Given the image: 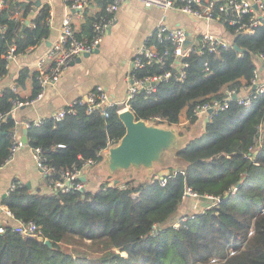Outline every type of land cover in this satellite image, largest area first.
I'll list each match as a JSON object with an SVG mask.
<instances>
[{
  "label": "trees",
  "instance_id": "trees-1",
  "mask_svg": "<svg viewBox=\"0 0 264 264\" xmlns=\"http://www.w3.org/2000/svg\"><path fill=\"white\" fill-rule=\"evenodd\" d=\"M21 10L19 19L14 15ZM104 14L87 18L85 38L93 37L94 22ZM260 18L254 34L238 30L252 23L250 14L236 25L222 22L233 47L186 57L183 79L173 73L151 94L142 91L131 100L136 118L172 126L181 122L185 110L195 123L199 119L195 106L224 98L226 88L239 96L242 88L255 92L254 73L264 53V14ZM1 26L0 79L9 73L4 55L11 45L21 54L49 38L50 6L37 5L36 0H4ZM234 44L245 51L239 52ZM164 70L156 65L133 72L143 76ZM36 74L24 66L14 80L16 89L33 76L32 97L37 96L42 87ZM14 99L25 100L12 85L3 86L0 166L13 146L17 122L10 111ZM78 100L75 111L61 120L54 115L40 124L31 120L27 146L41 149L48 168L46 188L38 191L13 178L15 187L5 197L0 195V210L6 206L17 220L36 222L42 238L21 235L11 218L0 216L4 227L0 264H264V93L250 106L231 99L227 108L214 110L209 120L204 119L200 134L178 152L184 173L171 176L164 186L157 177L141 182L132 177L122 183L105 179L84 191L53 193L49 185L62 171L79 168L88 159L100 163L102 151L118 144L126 132L119 104L89 112V104ZM187 187L218 197V203L173 221Z\"/></svg>",
  "mask_w": 264,
  "mask_h": 264
},
{
  "label": "built area",
  "instance_id": "built-area-1",
  "mask_svg": "<svg viewBox=\"0 0 264 264\" xmlns=\"http://www.w3.org/2000/svg\"><path fill=\"white\" fill-rule=\"evenodd\" d=\"M73 8L83 9L89 0H68ZM106 1L105 14L94 22L93 29L94 35L91 39L80 38L73 25L71 17L65 16L62 22V29L58 39L52 44L48 51L39 58L36 65V77L40 83L42 90L35 97L20 100L14 99L10 115H14L15 111L26 104L34 103L41 99L44 95L45 87L55 84L61 78L63 72L78 57L86 53H93L102 41L105 33L113 25L115 14L119 7L126 0H103ZM140 1L145 7H157L163 10H176L181 13L192 16L198 20L207 22H228L231 25H236L241 22L244 15H252V23L250 25H240L238 30L243 28L246 34H254L255 26L262 23L261 16L264 14L263 3L264 0H137ZM4 0L0 1V7L3 6ZM2 28V26L0 27ZM188 38L192 39L191 44L186 46ZM233 47L231 41L225 37L213 33L204 32L201 37L197 36L192 38L188 35L185 28L181 26H172L160 23L151 39H147L141 44L136 52L133 60L131 74L129 75V84L127 89V96L124 101L115 102L110 98L108 92L102 87L97 86L93 91L88 94V100L84 102L89 104V112L96 109H105L108 106L119 104L120 110L130 108L131 100L140 92L145 91L146 96L156 90L157 84L162 81L169 80L173 73L180 74L177 78L183 79L186 71L184 67L188 66V61L184 59L191 54H203L206 51L210 53H218L222 48ZM240 52V51H239ZM16 46L11 45L9 51L4 55L7 60V66L11 60L16 57ZM173 57L172 61H168L169 57ZM259 58L264 61V53ZM159 66L163 69L161 73L146 74L140 76L135 74L133 70L143 69L149 66ZM207 66V63H205ZM208 69V67H207ZM209 71V69H208ZM253 84L256 85L254 91L249 92L246 96H238L234 89L226 88L224 90V98H214L211 101L197 104L194 112L198 117H206L207 120L211 118V113L214 110L225 109L229 106L231 99H237L238 103L245 106H250L254 98L264 93V82L258 83L259 69L257 68L254 73ZM253 85V86H254ZM250 88V87H249ZM16 90V87H13ZM1 94V92H0ZM237 95V98L234 96ZM79 100L70 102L66 107L54 113L57 120L63 119L66 114L74 112L75 107ZM212 110V111H210ZM4 118V114L0 113V121ZM187 117V121H188ZM42 119L34 120L35 124H40ZM31 120L24 122L25 128H29ZM13 146L11 148V155L6 161L8 163L15 154L24 146H27V141L24 140L19 128L16 126L13 130ZM111 146V145H110ZM107 147L104 150H109ZM33 152L34 161L39 168L40 172L45 175L48 168L44 165L41 157L40 147L31 148ZM5 163V164H6ZM95 160H85L81 167L73 168L72 170H64L61 176L52 181L49 185V190L53 193H66L71 191H84L88 188L86 182V175L89 169L95 165ZM4 165V164H3ZM0 166V170L3 167ZM184 173L183 169H173L169 173L162 176H156L160 180L162 186L166 185L167 179L176 175L178 172ZM85 177V179H83ZM15 184L12 183L8 189H13ZM7 191V193H8ZM138 193H135V196ZM193 198L195 201L194 206L200 205L199 200L213 201V205L218 203L219 198L211 195H201L194 191L191 187H187L184 193V198ZM6 215L14 222V228L23 236L41 237L40 226L34 221L24 222L17 220L13 213L6 207L2 206ZM4 231V227L0 220V233Z\"/></svg>",
  "mask_w": 264,
  "mask_h": 264
},
{
  "label": "crops",
  "instance_id": "crops-1",
  "mask_svg": "<svg viewBox=\"0 0 264 264\" xmlns=\"http://www.w3.org/2000/svg\"><path fill=\"white\" fill-rule=\"evenodd\" d=\"M41 3H47L50 6V36L41 44L34 48L31 47L25 53L17 54L11 60L8 67L9 73L0 79V92L3 86H15L14 80L24 66H28L32 72H36L37 61L58 39L65 16L71 17L75 30L82 33L85 38L89 35H86V31H83V25L87 18L102 14L105 11L104 6H106V1L103 0H89L83 9L73 8L68 0H41ZM22 15L23 11L21 10L17 11L14 16L20 19ZM163 22L168 25L185 28L188 35L192 38L200 36L207 31L219 34L225 38L228 36V32L220 22L198 20L176 10L145 7L140 1L126 0L117 10L113 25L110 26L100 42L99 51L76 59L75 62L65 69L58 82L45 87L44 95L41 99L34 103L23 105L15 111L13 117L23 138L25 135L24 130L27 129L24 126L25 121L52 116L70 102L84 99L97 86H102L113 101H124L127 96L129 75L131 74L134 56L141 44L145 40L151 39L159 24ZM258 65L259 74L257 80L260 84L264 82V61L260 58H258ZM32 77L26 80L25 85L17 87L16 91L20 98L25 100L32 98ZM251 91L249 87L242 88L240 95L246 96ZM107 151H102L103 160L98 163L97 174H95V164L86 175V182L90 188H96V184L105 179L113 182L118 180L117 183H122L129 177L138 179L137 177L145 175L146 179H148L149 174L151 175L153 172L156 177L162 176L168 171V167L166 169L164 166L161 169L156 167L155 162L151 173L149 168L141 166L140 168L132 167L128 169L130 171L128 172V177L126 176L127 174H122L119 177V174L126 170H118L109 177L111 171L108 166ZM163 164H166V162H163ZM168 165L170 166L171 164ZM88 174H92L91 181ZM13 178H18L22 182L27 183V185L29 182L31 188H46L42 183L44 175L39 171L33 158L32 149L28 146L21 148L1 168V196L8 191ZM0 216L2 218L6 216L3 208L0 210Z\"/></svg>",
  "mask_w": 264,
  "mask_h": 264
},
{
  "label": "water",
  "instance_id": "water-1",
  "mask_svg": "<svg viewBox=\"0 0 264 264\" xmlns=\"http://www.w3.org/2000/svg\"><path fill=\"white\" fill-rule=\"evenodd\" d=\"M36 3L37 5L41 4V0H36ZM26 23H28V20ZM190 43L191 40H187L186 46ZM234 48L238 51H245V48L237 44H234ZM98 51L99 45L94 52ZM88 55H90V53L84 54V56ZM77 59L80 58L78 57ZM255 87L256 85L253 86V89H255ZM234 98H237V95H235ZM84 100H88V95ZM119 116L126 127V132L120 142L111 145L107 151L108 166L111 171L109 177L118 170H128L132 167L140 168L141 166L149 168L151 173L155 162H165L166 160L164 157L167 156L165 153L172 147H179L178 143L180 142H178L177 134L173 129L151 125L148 124L146 120L137 119L131 108L120 110ZM10 117L13 116L10 115ZM24 133V140L27 141V129L24 130ZM175 143L177 145H175ZM182 147L183 146L180 145L177 152H179ZM163 158L164 160H162ZM83 179H85V177ZM115 182L117 183L118 180ZM28 186L31 188L29 182ZM40 190L41 188H38V191ZM6 195L7 192L3 194V197ZM45 242L51 246L50 240L47 239Z\"/></svg>",
  "mask_w": 264,
  "mask_h": 264
},
{
  "label": "rangeland",
  "instance_id": "rangeland-1",
  "mask_svg": "<svg viewBox=\"0 0 264 264\" xmlns=\"http://www.w3.org/2000/svg\"><path fill=\"white\" fill-rule=\"evenodd\" d=\"M181 122H182L181 124H176V125H172V126H168V125H166L162 122H159V121L147 122V123L151 124V125H157L160 127H165V128L167 127V128H170L171 130L173 129L177 134L178 142H180L178 144L180 147V145L184 146L191 138L199 135L200 132L202 131V129L204 128V125H205L203 117H201V118L199 117V119H197V121L195 123H191L189 120L187 121V114H186L185 110L181 114ZM175 145H177V144L175 143ZM179 147L178 146L172 147L168 152L165 153L167 155L164 157L166 160L165 161L166 164H163L162 161H158L155 163L156 164L155 166L160 168V169L163 166L165 169H166V167H168L167 173H169L173 169L177 170V169L182 168V162L183 161L177 154ZM164 158L162 160H164ZM168 164H171V165L169 166ZM165 165H167V166H165ZM97 167H98V164H96V166L94 167L95 171L97 170ZM97 172L98 171H96L95 174H97ZM128 172H130V171L129 170L122 171L119 174V177H121L122 174H127L126 176L128 177ZM88 177L91 181L92 174H88ZM153 177H155L154 172L151 175L149 174L148 179H146L145 175H141V176L137 177L138 179L135 178V180L137 182H141V181H144V179L149 180ZM129 178H131V177H129ZM129 178H126L123 182H126ZM42 183H43V185H45L44 178H43ZM136 196H138V195H136ZM195 201L196 200H194L193 198H189V197L184 198L183 203L180 206V209H179L177 215L174 216V218L172 220L176 221L178 219V217L180 218L185 214L192 215L194 213L202 212L205 209H207L208 207L213 206V203H214L213 201H210V200H199L198 202L200 203V205L195 207L194 206Z\"/></svg>",
  "mask_w": 264,
  "mask_h": 264
},
{
  "label": "bare ground",
  "instance_id": "bare-ground-1",
  "mask_svg": "<svg viewBox=\"0 0 264 264\" xmlns=\"http://www.w3.org/2000/svg\"><path fill=\"white\" fill-rule=\"evenodd\" d=\"M202 35V34H201ZM188 40H191L190 38H188ZM191 42H192V40H191ZM191 44V43H190Z\"/></svg>",
  "mask_w": 264,
  "mask_h": 264
}]
</instances>
